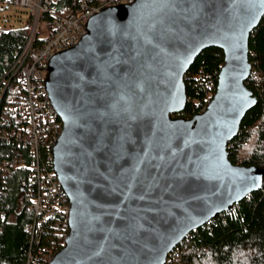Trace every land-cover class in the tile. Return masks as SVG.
<instances>
[{
  "label": "water",
  "instance_id": "1",
  "mask_svg": "<svg viewBox=\"0 0 264 264\" xmlns=\"http://www.w3.org/2000/svg\"><path fill=\"white\" fill-rule=\"evenodd\" d=\"M263 14L262 0H135L92 15L50 58L52 168L69 214L46 264H164L192 229L260 188L264 169L231 163L226 148L256 103L248 36ZM211 46L223 63L210 101L173 117L184 73Z\"/></svg>",
  "mask_w": 264,
  "mask_h": 264
},
{
  "label": "trees",
  "instance_id": "2",
  "mask_svg": "<svg viewBox=\"0 0 264 264\" xmlns=\"http://www.w3.org/2000/svg\"><path fill=\"white\" fill-rule=\"evenodd\" d=\"M68 2L55 0L51 8L57 9ZM29 18L28 15L23 27L0 29V80L23 45ZM39 23L43 26L41 30L48 31L49 15L41 12ZM248 60L252 67L246 87L256 97V103L244 114L237 134L227 142V157L233 164L256 165L264 169V14L249 33ZM222 63V51L214 46L197 55L183 77L189 101L173 117L187 118L195 113L191 100L200 99L204 87L194 75L198 71L207 74L212 80L213 93ZM14 83V78L8 82L0 95V103L10 97ZM18 151L27 163L30 157L25 148L0 142V158ZM27 173L26 167L11 168L3 178L0 177V212L3 213L0 218V264L23 263L28 253L38 257L39 251L51 256L61 246V238L51 232L49 224L36 227L32 237L27 232V226L33 220L32 213L26 208L23 190ZM235 205L192 229L171 249L164 264H264V176L260 188Z\"/></svg>",
  "mask_w": 264,
  "mask_h": 264
},
{
  "label": "built area",
  "instance_id": "3",
  "mask_svg": "<svg viewBox=\"0 0 264 264\" xmlns=\"http://www.w3.org/2000/svg\"><path fill=\"white\" fill-rule=\"evenodd\" d=\"M4 1L27 8L30 18L23 45L0 80V95L12 78L15 81L10 97L0 103V142L25 148L30 158L26 163L19 151L0 158V177L11 168H27L23 190L26 208L33 216L27 232L32 237L36 227L49 224L62 243L67 234L69 204L52 168L51 147L59 135L61 121L45 88L47 65L55 53L78 43L86 31L85 22L92 15L103 8L132 4L135 0H69L57 9L51 8L55 0ZM41 12L50 17L48 31L41 30ZM194 76L204 87L203 96L191 100L195 113H201L212 97V80L201 71ZM235 206L233 203L229 209ZM39 254L33 257L28 253L26 260L18 264H46L52 256L40 251Z\"/></svg>",
  "mask_w": 264,
  "mask_h": 264
},
{
  "label": "rangeland",
  "instance_id": "4",
  "mask_svg": "<svg viewBox=\"0 0 264 264\" xmlns=\"http://www.w3.org/2000/svg\"><path fill=\"white\" fill-rule=\"evenodd\" d=\"M28 15L27 8L14 6L4 0L0 1V29L23 27Z\"/></svg>",
  "mask_w": 264,
  "mask_h": 264
},
{
  "label": "snow or ice",
  "instance_id": "5",
  "mask_svg": "<svg viewBox=\"0 0 264 264\" xmlns=\"http://www.w3.org/2000/svg\"><path fill=\"white\" fill-rule=\"evenodd\" d=\"M262 2H264V0H262Z\"/></svg>",
  "mask_w": 264,
  "mask_h": 264
}]
</instances>
